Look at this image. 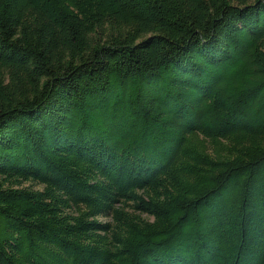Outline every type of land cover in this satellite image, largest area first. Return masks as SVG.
Segmentation results:
<instances>
[{
  "label": "trees",
  "instance_id": "trees-1",
  "mask_svg": "<svg viewBox=\"0 0 264 264\" xmlns=\"http://www.w3.org/2000/svg\"><path fill=\"white\" fill-rule=\"evenodd\" d=\"M0 264H264V0H0Z\"/></svg>",
  "mask_w": 264,
  "mask_h": 264
},
{
  "label": "rangeland",
  "instance_id": "rangeland-1",
  "mask_svg": "<svg viewBox=\"0 0 264 264\" xmlns=\"http://www.w3.org/2000/svg\"><path fill=\"white\" fill-rule=\"evenodd\" d=\"M25 184L28 185V183H25ZM35 187H36V188H39L40 186H36V185H35ZM107 219H108V218H101V220H107Z\"/></svg>",
  "mask_w": 264,
  "mask_h": 264
}]
</instances>
